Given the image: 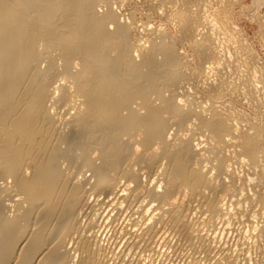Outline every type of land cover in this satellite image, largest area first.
<instances>
[{
    "label": "bare ground",
    "instance_id": "1",
    "mask_svg": "<svg viewBox=\"0 0 264 264\" xmlns=\"http://www.w3.org/2000/svg\"><path fill=\"white\" fill-rule=\"evenodd\" d=\"M241 1L0 0V264H264Z\"/></svg>",
    "mask_w": 264,
    "mask_h": 264
},
{
    "label": "rangeland",
    "instance_id": "2",
    "mask_svg": "<svg viewBox=\"0 0 264 264\" xmlns=\"http://www.w3.org/2000/svg\"><path fill=\"white\" fill-rule=\"evenodd\" d=\"M135 1H138V0H135ZM251 11H253V0H242L236 6V8L233 11L234 14L236 13L233 16V19H234V22L236 23V25L238 26L239 30L242 31L241 33L243 35V38H245L246 42L249 45H251V47L253 48V50L255 51L257 56L259 57L260 66H262V70H263L264 69V9L261 11L258 18L256 16L252 15L253 12H251ZM162 19L163 18L145 19V22L150 21L153 26L162 25L163 27L168 28L169 26H168L166 20L163 19V21H162ZM241 107H243V108H241ZM250 107H249V105H242V106L240 105V107L238 106V109L241 108L239 110L240 112L244 109V111L241 113L242 114L246 113L245 114L246 117L249 115V117H247V118H252V116H253V119H254V117L257 113L258 115H256V117H255L256 122L263 124L264 120L261 119V116L257 112L256 108L254 107L255 109H253L252 107L251 108ZM254 110H256V111H254ZM257 117L261 120H258Z\"/></svg>",
    "mask_w": 264,
    "mask_h": 264
}]
</instances>
